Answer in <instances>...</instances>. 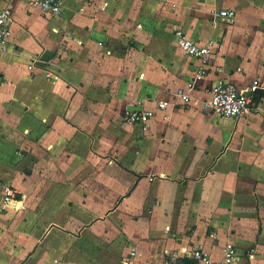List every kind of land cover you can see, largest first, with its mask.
Segmentation results:
<instances>
[{
	"label": "crops",
	"instance_id": "0c3cea01",
	"mask_svg": "<svg viewBox=\"0 0 264 264\" xmlns=\"http://www.w3.org/2000/svg\"><path fill=\"white\" fill-rule=\"evenodd\" d=\"M5 6L0 264H122L131 248L135 264H164L197 246L219 262L227 244L234 264H264V0H64L58 16L34 0ZM175 29L218 42L207 74L195 76ZM219 80L257 81L252 109L238 119L205 110ZM141 109L155 110L145 128L125 120ZM117 210L148 226L101 224ZM114 242L126 252L106 263Z\"/></svg>",
	"mask_w": 264,
	"mask_h": 264
},
{
	"label": "built area",
	"instance_id": "2783aa9c",
	"mask_svg": "<svg viewBox=\"0 0 264 264\" xmlns=\"http://www.w3.org/2000/svg\"><path fill=\"white\" fill-rule=\"evenodd\" d=\"M256 1V0H252ZM40 11L44 15L58 16L62 13L64 0H34ZM218 15L232 21L235 16V10L221 9ZM13 17L11 8L5 6L0 8V53L9 49V38L12 34L11 23ZM175 35L179 47L183 52L198 61L195 76L199 77L207 74L209 63L214 57L218 42L213 38L204 41L199 39H190L182 31L175 29ZM34 63L28 64V68L32 69ZM194 84L188 83L185 88H179L177 96L182 104L189 102V91L193 89ZM260 87L257 81L251 83L244 89H238L229 81L219 80L209 89V96L204 101V108L210 109L218 113L222 117L238 119L245 113L249 112L256 103L257 90ZM167 107V101H157L156 109L164 110ZM155 114L154 109L128 110L126 111L125 120L130 123L140 124L145 128L149 119ZM3 201L5 204L16 203L17 190L11 185H2ZM137 252L131 248L129 253L122 258V264H135ZM194 260V264H234L239 255L231 244H227L224 248L222 259L215 261L211 255L201 246H197L192 250L185 251L183 255ZM178 254L167 253L164 264H175L178 261Z\"/></svg>",
	"mask_w": 264,
	"mask_h": 264
},
{
	"label": "rangeland",
	"instance_id": "374dc122",
	"mask_svg": "<svg viewBox=\"0 0 264 264\" xmlns=\"http://www.w3.org/2000/svg\"><path fill=\"white\" fill-rule=\"evenodd\" d=\"M205 110H209V109H205ZM121 213H122L121 211L117 210L116 214H113L111 216V218H107V220H105L104 222H101V224L107 226V223H113L112 220H116V223L122 224V227H124L126 229V231H130V232L138 233V234H140L142 232V229H143L142 227L144 224H146V227L148 226V220L146 218H141L137 222V221H134L133 219H131L127 215L123 216ZM155 222H156L157 226L154 228V232L152 230V233L155 234V237H156V240L154 241V245H155V247L156 246L158 247L161 245L160 237H162L161 236L162 234L160 231V229H161L160 228V222L161 221H160L159 215L155 217ZM127 247H129V245H127ZM139 247H141V246H139ZM109 250L110 251L104 255V260L106 263H109L110 259L116 258V256H119V255L123 254L124 252H126L125 246H123L122 244H118L117 242H114ZM178 264H188V263L180 260L178 262Z\"/></svg>",
	"mask_w": 264,
	"mask_h": 264
},
{
	"label": "trees",
	"instance_id": "16d2710c",
	"mask_svg": "<svg viewBox=\"0 0 264 264\" xmlns=\"http://www.w3.org/2000/svg\"><path fill=\"white\" fill-rule=\"evenodd\" d=\"M256 100H257V99H256ZM181 260H182V261H185V262L188 263V264H194V260L191 259V258H182ZM179 261H180V260H179ZM179 261H177L175 264H178Z\"/></svg>",
	"mask_w": 264,
	"mask_h": 264
},
{
	"label": "water",
	"instance_id": "95a60500",
	"mask_svg": "<svg viewBox=\"0 0 264 264\" xmlns=\"http://www.w3.org/2000/svg\"><path fill=\"white\" fill-rule=\"evenodd\" d=\"M262 92V91H261Z\"/></svg>",
	"mask_w": 264,
	"mask_h": 264
}]
</instances>
